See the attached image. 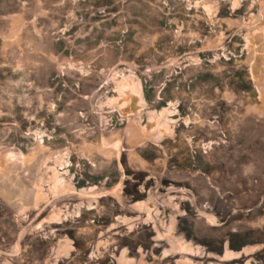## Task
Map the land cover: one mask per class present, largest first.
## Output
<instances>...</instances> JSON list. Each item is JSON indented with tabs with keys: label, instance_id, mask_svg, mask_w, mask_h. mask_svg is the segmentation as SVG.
<instances>
[{
	"label": "rangeland",
	"instance_id": "obj_1",
	"mask_svg": "<svg viewBox=\"0 0 264 264\" xmlns=\"http://www.w3.org/2000/svg\"><path fill=\"white\" fill-rule=\"evenodd\" d=\"M258 256L264 0H0V264Z\"/></svg>",
	"mask_w": 264,
	"mask_h": 264
},
{
	"label": "trees",
	"instance_id": "obj_2",
	"mask_svg": "<svg viewBox=\"0 0 264 264\" xmlns=\"http://www.w3.org/2000/svg\"><path fill=\"white\" fill-rule=\"evenodd\" d=\"M197 238V237H196ZM199 239V238H198ZM197 239V240H198ZM200 241V243L201 244H203V245H206L210 250H212V251H216V252H218V253H221L222 251H223V248H224V243H223V241L220 243V245H221V250L219 251V250H216V249H214L213 247H210V244L207 242V241H205V239H201V240H199ZM239 243H235V241L233 240V239H231L230 241H229V246H230V248L231 249H233V250H238V249H240V245H238ZM230 264H245V260L242 258V259H239L238 261H232ZM250 264H264V259L263 258H261L260 256H258L257 257V260L256 261H254V262H251Z\"/></svg>",
	"mask_w": 264,
	"mask_h": 264
}]
</instances>
